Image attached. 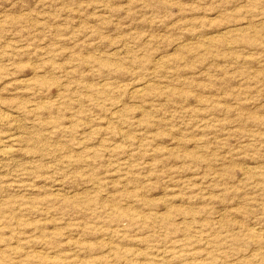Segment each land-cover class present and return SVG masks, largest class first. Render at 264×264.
Returning a JSON list of instances; mask_svg holds the SVG:
<instances>
[{
	"label": "rangeland",
	"instance_id": "374dc122",
	"mask_svg": "<svg viewBox=\"0 0 264 264\" xmlns=\"http://www.w3.org/2000/svg\"><path fill=\"white\" fill-rule=\"evenodd\" d=\"M0 113V264H264V0H0Z\"/></svg>",
	"mask_w": 264,
	"mask_h": 264
},
{
	"label": "bare ground",
	"instance_id": "6f19581e",
	"mask_svg": "<svg viewBox=\"0 0 264 264\" xmlns=\"http://www.w3.org/2000/svg\"><path fill=\"white\" fill-rule=\"evenodd\" d=\"M10 118H9V116L7 115V114H1L0 113V124H7L8 122H10V120H9ZM13 121V120H12ZM14 129V128H13ZM17 137V136H16ZM12 141H16V138H15V136H13V135H5L3 132H1L0 131V152H3V153H5L6 151L8 152L9 151V148L10 147H7L8 148V150H7V148H6V151H5V149L3 150V147H4V145H5V143L7 144L8 143V146H9V142H12ZM11 144V143H10ZM14 144V143H13ZM11 149V148H10ZM12 150V149H11ZM5 153V154H8V153H10V152H8V153ZM2 153V154H3ZM1 154V155H2ZM8 157V156H7Z\"/></svg>",
	"mask_w": 264,
	"mask_h": 264
}]
</instances>
